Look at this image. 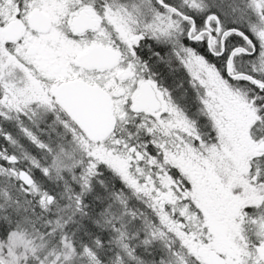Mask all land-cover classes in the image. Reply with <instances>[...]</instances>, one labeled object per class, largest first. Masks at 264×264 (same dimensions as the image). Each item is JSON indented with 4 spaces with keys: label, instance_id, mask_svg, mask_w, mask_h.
Wrapping results in <instances>:
<instances>
[{
    "label": "snow or ice",
    "instance_id": "1",
    "mask_svg": "<svg viewBox=\"0 0 264 264\" xmlns=\"http://www.w3.org/2000/svg\"><path fill=\"white\" fill-rule=\"evenodd\" d=\"M0 264H264V0H0Z\"/></svg>",
    "mask_w": 264,
    "mask_h": 264
}]
</instances>
